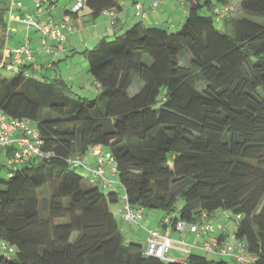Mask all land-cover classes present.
I'll return each instance as SVG.
<instances>
[{
  "label": "trees",
  "instance_id": "obj_1",
  "mask_svg": "<svg viewBox=\"0 0 264 264\" xmlns=\"http://www.w3.org/2000/svg\"><path fill=\"white\" fill-rule=\"evenodd\" d=\"M9 1L0 0V64ZM185 1L179 32L138 23L82 53L99 85L95 99H75L70 82L44 76L39 69H55L57 59L0 68V113L35 124L45 155L0 175V250L13 255L0 264H231L193 252L162 261L126 243L111 209L121 195L86 184L71 163L94 149L112 155L132 207L164 211L175 227L227 213L252 264H264V0ZM85 7L93 19L122 10L120 0ZM225 8L244 13L231 20L232 35L215 26Z\"/></svg>",
  "mask_w": 264,
  "mask_h": 264
},
{
  "label": "built area",
  "instance_id": "obj_2",
  "mask_svg": "<svg viewBox=\"0 0 264 264\" xmlns=\"http://www.w3.org/2000/svg\"><path fill=\"white\" fill-rule=\"evenodd\" d=\"M59 0H35L36 11L35 15H24L22 23L27 26V29L36 28L41 35V45L46 49L48 55L53 57V60L58 58L59 51L56 48H60L67 43L68 36L72 34L73 28L71 27V17L65 16L61 21H54L48 19L47 23L37 22L36 18H42L44 12L48 9L57 6ZM74 8L73 14H78L86 5V0H73ZM158 2H155L151 6V10H156ZM23 9V3L18 0H10V23H13L14 10ZM143 7L140 4L134 5L135 14L137 16H143ZM230 12L229 8H225L221 11V15L217 17V21H221L222 15H226ZM105 14L111 15L110 11ZM111 20L114 21V15H111ZM10 30L5 31V49L8 48V41L10 39ZM54 43L56 48L50 44ZM34 61V53L31 49L29 42L23 44L13 52L12 61L7 64L3 61L0 64V68L7 65L8 70L12 71L13 67L28 64ZM42 141L40 135L36 129H33L30 122L27 120H9L3 114L0 113V151L13 150V154L7 157L5 164L14 168L17 165L23 164L27 159L31 157H43L45 156L41 152ZM92 154L98 158V166L94 169H90L87 166L86 160L83 158H75L71 161L73 167L87 169L91 174L92 182H101L103 187L109 188L116 185L115 182L108 180L105 176L104 167L108 165L113 177L116 176V169L114 159L111 154L105 153L100 149H94ZM119 185V183H117ZM120 186V185H119ZM122 200L124 201V207L119 210L122 221L129 226L140 225V221L143 218V210L134 208L128 203L127 197L123 194ZM223 218L230 220L232 217L225 213ZM236 219H240V216H236ZM176 229L180 232H189L195 235L197 238L212 235L215 233V227L212 221L206 220L201 224H187L185 222H179L176 225ZM197 247V244L187 245L186 253H191L192 250ZM2 249L12 253L13 249L7 246H3ZM173 249V240L162 234L160 230H149L148 239L146 244V255L158 258L162 261H168V255ZM206 253L216 255L222 258H229L235 261L237 264H252L254 258L247 254L244 245L237 241L236 246L221 245L216 240L206 243L202 248Z\"/></svg>",
  "mask_w": 264,
  "mask_h": 264
},
{
  "label": "crops",
  "instance_id": "obj_3",
  "mask_svg": "<svg viewBox=\"0 0 264 264\" xmlns=\"http://www.w3.org/2000/svg\"><path fill=\"white\" fill-rule=\"evenodd\" d=\"M23 3L22 0H18ZM69 1V0H68ZM71 1V0H70ZM73 1V0H72ZM158 2L157 9L151 10V6L153 3ZM60 0L56 7L48 9L46 12L43 13L42 18L38 19L36 18L37 22H41L46 24L48 19H53L54 21L58 22L61 21L65 16H70L71 21L73 19L78 20L79 15L73 14L71 9L68 8L69 5H65L62 8L59 7ZM10 4V1H9ZM140 4L143 9L142 12L144 13L143 16H137L135 14L134 10V4H132L128 0H120V5L122 7V10H112L110 11L111 15H114V21L111 20V15L103 14L98 19H93V24L90 27V34L91 39L86 41L85 50L94 47L102 38L104 37H115L116 35H119L123 33L124 31L132 28L133 26L137 25L138 23L143 24L145 27H160L162 24H168V26H172L176 24V26H182L188 16L189 12V4L185 0H138V3ZM36 6L32 2V7H26L23 3V9L16 8L13 12V23H16L18 28L21 29L19 36L16 38H12L8 41V48L5 49V45L3 47L2 51V57H1V64L3 61H5L7 64L12 61L13 58V52L15 49L19 48L23 44L29 42V45L34 53V61L33 64L35 66L40 67L41 65L50 67L49 65L53 61V57L51 55H48L46 52V49L41 45V35L38 33L36 28L28 30L24 24L22 23V18L24 15H35ZM219 7H216L214 12H218ZM10 12V5L8 14ZM232 12V10H231ZM230 12V14H231ZM240 13V12H239ZM230 14L226 16L223 20V22L229 23L232 19H230ZM48 16L46 20H44L45 16ZM141 20V21H140ZM146 22L147 25H145L143 22ZM71 24V23H70ZM73 32L71 35H69L67 43L60 47L56 48L54 43L50 44L54 48H56L59 51L58 58L59 59L63 54H68L67 46L69 42L71 41L70 38L73 33H75V27L72 26ZM175 27V26H174ZM13 39V40H12ZM70 43V52H72L74 55L77 53L78 49V43L75 41L74 45ZM88 46V47H87ZM91 46V47H89ZM51 60V61H50ZM59 60H57L58 63ZM58 67L55 66V68ZM88 71V70H87ZM74 78H71L70 81H73ZM98 88L99 85L97 84ZM5 153H0V160L5 161ZM87 161V165L89 168L94 169L98 166V158L94 155H88L84 157ZM3 161V162H4ZM110 168L108 165L104 167ZM87 172V171H86ZM89 173V172H87ZM90 175V173H89ZM117 192V190H116ZM121 203L124 205L123 200H119V202L116 204V206H112L111 209L117 214L118 211L123 208L121 206ZM145 215V210H143V218ZM172 217L165 216L163 219H161V223L159 224V228L151 227L149 230H160L162 234L170 237L173 240V249L170 251L168 255V260L170 261H183L187 258L188 253H186L184 250H186L187 245H191L196 243L197 247H195L192 252L195 254L200 255H207L202 248L205 246L206 243H209L211 241L216 240L221 245H228V246H236L237 240L235 239L234 232L237 229V224L234 219L227 220L223 218L222 216H217L216 218H213L211 221L214 224L215 227V233L212 235L204 236L201 238H197L195 235L189 233V232H180L176 229V227L170 222V219ZM126 225L121 220V231L122 226ZM147 231V230H146ZM148 231L146 233V241L145 246L147 244L148 239ZM138 232L134 233V238L136 236L138 237ZM130 242H133L132 239H130ZM171 252L174 254L170 255ZM211 255V254H210ZM208 256V255H207ZM206 256V257H207ZM213 259H221L222 257L212 255ZM228 260L231 264H237L235 261L229 258H224Z\"/></svg>",
  "mask_w": 264,
  "mask_h": 264
},
{
  "label": "rangeland",
  "instance_id": "obj_4",
  "mask_svg": "<svg viewBox=\"0 0 264 264\" xmlns=\"http://www.w3.org/2000/svg\"><path fill=\"white\" fill-rule=\"evenodd\" d=\"M22 1L25 4V6L29 7V8L32 7V2L35 4V0H22ZM213 2L216 3V0H213ZM74 4L75 3L72 0L71 1L70 0L69 1L68 0H60L59 7L62 8L65 5H69L68 8L71 9V11H72V9L74 8ZM35 6H36V4H35ZM78 15H79L78 20L73 19L71 21L72 26L75 27V33H73L74 35H72V37L70 38L71 41L69 42V44L67 46V51H68L67 56H66V54H63L59 59H57V60H59L57 63L58 67H56L55 69H47V68L45 69V67H42L39 70L42 71L44 76L47 77L48 79L53 80V79H61L62 78L65 82H67V83L70 82L71 83L70 86H71V90H72L71 96L74 97L75 99L79 98L80 96L81 97L86 96L87 98L95 99L96 96L99 94L100 90H99L95 80L93 79V77L87 71L88 70V61L82 55V53L85 51L84 45H86V43H87L86 41L91 39L90 27L92 26L91 24H93V20H92V17L90 15V10L87 7H85L84 10L80 11L78 13ZM46 17H48V16L46 15L44 17V20ZM242 17H244V13L242 11L239 13L238 11H236V9L232 10V12L230 14V19H238V18L240 19ZM47 19L48 18H46V20ZM10 20H11L10 14L7 13V23L9 24V27L11 28V30H10V39H11V37L16 38L17 36H19L21 29L18 28L16 23H10ZM255 21L259 24H263L262 19H257ZM143 23L145 25H147L146 22H143ZM24 26L27 28V26L25 24H24ZM215 26L218 30H220L222 32H225L229 35L233 34V25H232L231 21H229V23H226V22L217 23L216 22ZM182 27L183 26L178 27V26H176V24H174L173 27L168 26L167 23L162 24L160 26V28H165L166 30H168L169 32H172V33L179 32L182 29ZM7 29H8V25H7L6 30ZM18 30L20 32H18ZM75 41L78 43L79 47L77 49V53L72 55L73 53L70 52V50H69L70 49V43H72L74 45ZM89 47H91V46H89ZM186 55L189 58V52L187 50L183 51L181 54V59H182L183 65H185L184 63L186 62V60H185ZM150 62H151L150 59L147 58V64H150ZM15 68L18 69V66H16ZM12 75H13L12 73H9L6 76L9 77ZM30 77L33 79H41L42 75H41V73L30 72ZM71 78H74V80L70 81ZM137 88L138 87L136 84L133 87V90L135 91V90H137ZM32 128L37 130V126L35 124L32 125ZM5 161H7L6 156H5ZM22 167H23V165H20L19 168H22ZM9 169H10L9 166L3 167L0 170V175L5 176V177L9 176L8 175ZM76 171L85 178V182L87 184L88 181L91 179V175H89V173H87L82 168H78V169H76ZM105 176L108 180L115 182L116 185H113L109 189H104L100 185L99 187L102 190V192H104L105 194L108 195L109 193H112L113 191L117 190V193L121 195L120 200H122L123 199L122 196L124 194V191L119 185H117L118 177L117 176L113 177L111 174L110 168H107V167L105 168ZM47 190L48 189H46L45 191H43L41 193L42 197H44V196L49 197L50 196V192ZM112 206H116V204H114ZM121 206L122 207L124 206L123 203H121ZM165 216L172 217V215H167V213L164 211L146 209L144 218H142V220L140 221V225H133V226L124 225V226H122V234L125 238L126 243H130V239H132L133 242L145 245V241H146V233L145 232H147L148 229L151 227L159 228V224L161 223L160 221ZM135 232H138V234H139L138 237L136 236V238H134ZM172 254H174V253L171 252L170 255H172ZM2 255H6L8 257H13V255L7 254V253L0 250V256H2ZM207 255L206 256L209 259L214 258L210 254H207Z\"/></svg>",
  "mask_w": 264,
  "mask_h": 264
}]
</instances>
